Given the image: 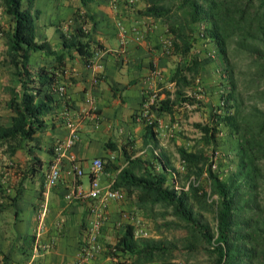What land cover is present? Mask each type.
Wrapping results in <instances>:
<instances>
[{"label": "trees", "instance_id": "trees-1", "mask_svg": "<svg viewBox=\"0 0 264 264\" xmlns=\"http://www.w3.org/2000/svg\"><path fill=\"white\" fill-rule=\"evenodd\" d=\"M141 1L144 3L139 10L141 14L162 20L170 34L168 53L175 57L169 76L174 89L160 90L149 104V112L172 113L175 106L200 100L186 94L184 88L200 76L205 57L212 58L207 46L211 45L220 56L221 63H217L227 89L220 93V110L213 111L209 121L193 124L200 131L198 142L210 145L222 129L235 139L233 164L228 173L221 176L216 166L212 167V155L203 146L180 145L177 150L182 167L179 169L164 161L159 151H152L147 157L125 153L124 164L106 161L103 168L116 171L113 187L124 190L134 207L146 215L156 220L158 213L165 215L170 208L178 221L183 222L185 233L180 237L183 244L189 248L205 245L210 255L209 264H264V200L259 198V188L264 183V0ZM0 9L8 16L7 27L0 24V33L7 45L6 56L20 85L18 88L10 86L6 103L13 114L9 123H0V144L6 143L13 153L23 141L36 138L35 133L44 129V114L59 103L52 84L58 79L57 72L63 71L61 66L66 54L70 56L76 51L89 63L101 44L87 37L83 28L92 15L77 7L70 17L74 22L61 23L66 27L60 32L61 45L66 52L59 51L51 64H42L34 73L29 68L30 54L47 47L46 39L36 32L35 22L40 13L36 0H0ZM240 55L247 59L238 73L241 88L231 61L232 57ZM245 92L249 94L248 101L244 100ZM141 117L146 130L153 134L156 120ZM171 170L178 176L181 173L187 178L193 176L188 188H174ZM203 174L208 185L201 182ZM211 194H216L210 202L214 228L200 219L192 202V199L206 202ZM157 204L164 209L155 212ZM160 225L156 223L157 227ZM116 231V240L109 244L108 253L112 257H124L121 264L126 263L127 258L133 264L155 260L179 264L169 260L171 247L177 246V241L160 237L134 238V226L130 222L123 223Z\"/></svg>", "mask_w": 264, "mask_h": 264}, {"label": "crops", "instance_id": "crops-1", "mask_svg": "<svg viewBox=\"0 0 264 264\" xmlns=\"http://www.w3.org/2000/svg\"><path fill=\"white\" fill-rule=\"evenodd\" d=\"M36 5L40 8L36 32L46 39L47 47L31 52L32 72L42 64H51L59 51L66 52L60 34L66 27L61 23L69 21L77 7L92 15L84 28L87 37L100 43L101 48L90 66L78 52L66 54L63 71L57 72L65 91L62 95L54 92L60 101L44 114V129L35 133L36 138L23 141L13 153L6 143L0 144V264H74L83 231L92 217L90 201L65 198L75 182L68 158L61 162L58 181L45 187L44 171L53 156L54 142L77 129L78 139L69 152L85 170L84 175H88L94 156L122 165L125 153L147 157L154 150L179 169L182 162L178 146H191L186 131L180 130L186 127V115L176 110L187 104L175 106L172 113L150 112V119L156 120L154 133L146 130L141 116H149L143 113V99L162 88L174 89L169 76L175 57L168 53L170 34L162 20L139 11L143 1L36 0ZM0 14L4 26L8 16L1 9ZM120 24L126 30L124 35ZM210 77V83L217 79L213 74ZM13 85L20 87L8 57L0 54V123H9L13 114L6 103ZM172 154H178L176 159ZM115 173L104 167L98 178L107 184L114 181ZM84 175L77 179L83 185ZM120 192L119 198L107 201V220L102 229L107 224L110 226L106 229H112L113 221L122 218L124 210L117 211L116 203L129 201L135 206L124 190Z\"/></svg>", "mask_w": 264, "mask_h": 264}, {"label": "rangeland", "instance_id": "rangeland-1", "mask_svg": "<svg viewBox=\"0 0 264 264\" xmlns=\"http://www.w3.org/2000/svg\"><path fill=\"white\" fill-rule=\"evenodd\" d=\"M1 15V14H0ZM2 17H0L1 22ZM5 20V19H4ZM7 20L4 21V28L7 27ZM2 24V23H0ZM0 36H3V34H0ZM5 38L3 36L2 40L0 41V54L3 56L6 54V47H5ZM197 45V46H201ZM210 47V49L213 51L212 58L205 57V54H201V57H205V64L204 68L200 71V77H203V79H198V82H200L204 87V94L202 97H200V100L195 101L194 103H186L187 105L185 107H181L180 109H177V112H182V114L186 115V127L180 129L186 131L185 135L190 139V146H203V148L209 153L213 154L214 151H217L219 162L217 163L215 169L219 171L221 176H225L230 167L233 164V157H234V142L235 139L232 137H229L225 134V130L222 129L219 131L214 139L213 142H211L210 145L204 144L203 141H197L200 137V131L199 129L193 124L194 121H200V122H207L210 120L211 114L213 111H219V98L220 93L225 88L227 89L225 80L223 79V72L221 71V67L218 65L221 63L220 56L216 54L215 48H213L211 45H207ZM246 58L243 55L232 57L231 61L235 64L234 72L238 75L239 71L242 70V66L244 62H246ZM217 61L219 63H217ZM210 74H213L217 76V79L214 81H211L212 79L210 77ZM205 77V78H204ZM196 78L192 81L193 83L189 86H186L184 88V92L189 95H193L195 92V85L197 83ZM207 80V81H206ZM238 86L241 88V76L238 75ZM207 85H211L210 87H207ZM163 90V88L161 89ZM248 93H244L243 97H245V101H248ZM194 96V95H193ZM180 106V105H179ZM178 108V107H177ZM213 115V114H212ZM173 146V149L175 150V145ZM175 159L178 156V154H172ZM222 156V160L219 158V156ZM224 159V160H223ZM188 176L183 175L181 173L178 176L179 182L182 183L187 179ZM88 182V175H84V185L87 186ZM201 182L204 185H208V179L206 177V174H203V177L201 178ZM262 186L259 188V198L261 201L264 200V183L261 184ZM213 197H216V194H211L208 197V200L206 202H198L194 199H192L194 209L198 212L200 219L204 222H208L209 225H211L214 228L215 225V219H214V210L211 205V199ZM119 202V201H118ZM120 206H122L120 208ZM117 211H131L135 213L137 216L140 217V226H142L144 229L147 230V235H134V238L140 239V238H147V237H160V238H166L171 239L174 241H177V246L171 247L172 255L169 257V260L174 263L179 264H209L210 262V255L207 252V249L205 245L199 244L194 248H189L188 246H185L183 244L182 239L180 238L185 233V229L183 226L182 221H178V218H176L171 212L170 208H167V211L165 215L157 214L156 220L149 215H146L145 213L141 212L140 210L136 209L132 206V204L129 201L119 202L116 203ZM164 208L157 204L155 206V212H160ZM107 217V213H106ZM104 220H107L106 218ZM165 220L168 221H174L179 222V224H172L169 225L162 223ZM118 221V222H117ZM105 222V221H104ZM112 223V229L107 230L106 227L110 226V224H105L106 226L103 229H100L99 234L97 235V241L100 243V248L97 250L93 255L90 257L91 264H121L125 259L124 257H112L110 253H108V247L109 244H113L117 237L116 230L119 229L120 225L125 223L126 221L122 219L121 217L117 220L113 221ZM156 223L161 224L159 227L156 226ZM104 226V223H103ZM11 227V226H10ZM14 232V228L11 229ZM88 237V230L85 229L82 234V240L83 242ZM180 238V239H179ZM178 239V240H177ZM17 243V241H16ZM75 264V263H74ZM124 264H133L130 258L126 259V263ZM144 264H163L161 260H155L150 263H144Z\"/></svg>", "mask_w": 264, "mask_h": 264}, {"label": "built area", "instance_id": "built-area-1", "mask_svg": "<svg viewBox=\"0 0 264 264\" xmlns=\"http://www.w3.org/2000/svg\"><path fill=\"white\" fill-rule=\"evenodd\" d=\"M132 1V0H131ZM68 22H72L70 19ZM84 28V26H83ZM121 34L124 35L125 29L120 24ZM124 42V41H122ZM98 51V50H97ZM96 51V52H97ZM95 52V53H96ZM94 54L90 59L89 63H86L88 66L92 65L95 58ZM209 56H213V51L210 49L208 51ZM195 85V92L193 95L200 99V97L204 94V87L203 85L198 82ZM52 88L55 92L62 95L65 91V83L62 80H56L52 84ZM157 94L150 93L145 97V100L142 104L143 113L148 117V121H152L150 119V112H149V104L152 103L155 99ZM89 100V99H87ZM78 131L76 128L70 130L69 134L61 139H57L53 144V156L48 161L45 171H44V184L46 188H49L53 184H55L60 175H61V162L64 158H68L72 163L71 168L73 172V176L75 182L71 189L66 192L65 198L72 200V199H86L89 200V208L92 217H90L87 221L86 229L88 230V237L85 241L80 245L79 248V255L75 261V264H91L90 257L93 255L97 250L100 248V243L97 241V235L100 232L102 224L104 223V219L106 218V204L107 201L110 199H117L120 197V189L113 187V181L102 184L98 178V175L103 170L104 160L100 156H94L89 163L88 167V176L89 182L87 186H84L81 181H77L82 175L85 174V170L82 166H79L75 162V158L72 153L69 152V149L74 145L76 140L78 139ZM157 153V150H154ZM218 152L214 151L212 155V167H215L217 164L218 159ZM171 182L176 190L186 189L189 186V183L192 181L193 176L191 175L182 183L179 182L178 175L171 170ZM43 213V212H41ZM122 219L126 222H130L134 226V235H147L148 232L142 226H140V217L136 214L132 213L131 211H123L121 213ZM19 264H31L30 261H26Z\"/></svg>", "mask_w": 264, "mask_h": 264}]
</instances>
